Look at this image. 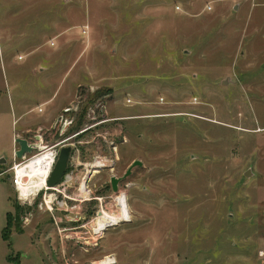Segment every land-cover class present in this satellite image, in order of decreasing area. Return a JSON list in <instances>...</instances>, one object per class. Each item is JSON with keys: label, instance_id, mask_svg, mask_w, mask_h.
Segmentation results:
<instances>
[{"label": "rangeland", "instance_id": "rangeland-1", "mask_svg": "<svg viewBox=\"0 0 264 264\" xmlns=\"http://www.w3.org/2000/svg\"><path fill=\"white\" fill-rule=\"evenodd\" d=\"M0 1V264H264V0ZM48 99L73 109L45 134L73 148L52 210L17 199L5 135Z\"/></svg>", "mask_w": 264, "mask_h": 264}, {"label": "built area", "instance_id": "built-area-1", "mask_svg": "<svg viewBox=\"0 0 264 264\" xmlns=\"http://www.w3.org/2000/svg\"><path fill=\"white\" fill-rule=\"evenodd\" d=\"M29 141L30 143L37 142L35 139L34 141ZM67 141H69V139L64 142L58 141L52 145H46L44 144L45 141L40 139V147L34 150L31 155H28L24 160H18L16 158L9 173H11V184L17 193V199L22 205L31 204L42 195L48 210L53 209V207H51L53 202H48L46 197L48 196V198L51 199L54 195L51 193H59V187L62 183L54 188H49L47 186V180L57 162L62 146L66 144ZM67 179H69V174L66 173L64 180L66 181ZM70 200L77 201L73 198ZM48 204L50 205L48 206ZM39 208H42V204H40ZM103 210L104 208L101 206L100 210L97 212L96 221L99 216H102ZM54 219L56 218L54 217ZM26 221H29L28 218ZM76 221L79 220H75V222ZM93 232L95 231L93 230ZM95 234L99 235L96 232ZM260 256L264 258V250L260 251Z\"/></svg>", "mask_w": 264, "mask_h": 264}, {"label": "crops", "instance_id": "crops-1", "mask_svg": "<svg viewBox=\"0 0 264 264\" xmlns=\"http://www.w3.org/2000/svg\"><path fill=\"white\" fill-rule=\"evenodd\" d=\"M43 2H44V0H42V4H41L42 6H43ZM37 9H38L37 7H33L31 9V11L32 10H37ZM26 10L27 9H25V11ZM27 12H29V11L24 12L21 15V18H19L18 20L21 19V21H23V23H24V14H26ZM6 14L7 13L5 11V8H3L2 1H0V20H1V27L4 30L9 29L11 27V25H12V24L11 25L9 24L11 22V19H8L7 17H5ZM36 17H39V15L36 16ZM6 19H8V20H6ZM37 20H38V18H37ZM22 24H20V25H22ZM2 41H5L7 43H10L11 42V37L10 36H6L4 33H1L0 32V43ZM0 56H1V54H0ZM75 94L73 92L72 97L75 96ZM51 99H48V100H45L42 103H39L35 110L38 113H40V114H45V112H46V106L51 102ZM71 99H70V101L68 103L62 105V108L55 110V112L49 113V111H47L46 113H48V114H46L44 116L45 118L42 119L43 121L41 122V124L37 122L38 124H37V126L35 128H33L31 126V122L26 121V117H27L29 111L28 112H26V111L23 112L18 117L15 116V120H14L13 125L16 126V127H18L19 124H21L20 129L18 131L16 130L14 134H12V132H10V130H9L8 133H5L6 137L8 138V140H10L11 144L13 142L12 158L15 159V152L18 150V146L15 143V140L17 138H23V139H28V140H33L34 141V139L37 136H40L41 139L43 141H45V139H46L45 138V134H47V132H49L51 129H55V128L58 127V128H62L61 130H63V129L66 130V128H65V126L67 125L66 124V121H68V118L66 117V113H68L67 111H69V109L71 107V105H70L71 104ZM40 109H41V111H40ZM11 114L13 115V105H12L11 101H10V106H8V107L6 105L0 103V125H1L2 122H4V119H6V116L7 115H11ZM63 117H64V120L62 121L61 118H63ZM1 159L2 158H0V160ZM30 234H31L30 235V238L32 240L31 241V244L37 245V246L43 248V250L47 253L46 255H49L50 252L46 248L47 246L44 245V242L43 241H39V239H36L37 236H35V233L30 232ZM47 238H49V237H47ZM8 243L11 245V247H13V243H12L11 240ZM74 248H76L77 250L76 249H73L72 250V254L71 255L73 257H75V255L77 254V252H81L82 253V251H85V250H83L81 248H78V247H74ZM62 249H63V247H62ZM9 257H12V255H10ZM9 257H8V259H9ZM73 257L71 259H73ZM47 258H49V257H47ZM56 262H58L57 258H56ZM56 262H54V264H56Z\"/></svg>", "mask_w": 264, "mask_h": 264}, {"label": "water", "instance_id": "water-1", "mask_svg": "<svg viewBox=\"0 0 264 264\" xmlns=\"http://www.w3.org/2000/svg\"><path fill=\"white\" fill-rule=\"evenodd\" d=\"M41 137L37 136L35 140L37 142L35 143H30L28 139H23V138H17L15 140L16 145L18 146V150L15 152V156L18 160H24L28 155H31L34 150L40 147L39 141ZM72 145L70 144L69 141L66 142V145L61 148L57 162L47 180V186L49 188H54L58 186L63 179L65 178V175L69 169V164H70V159L72 156ZM6 163L5 159L0 160V164ZM143 163L139 160L134 161V163L131 165V167L128 169L127 173L121 177V178H116L112 177L111 178V186L112 190L114 193H118V185L119 183L128 178L132 170L136 167H142ZM249 173L247 174L248 177Z\"/></svg>", "mask_w": 264, "mask_h": 264}, {"label": "bare ground", "instance_id": "bare-ground-1", "mask_svg": "<svg viewBox=\"0 0 264 264\" xmlns=\"http://www.w3.org/2000/svg\"><path fill=\"white\" fill-rule=\"evenodd\" d=\"M122 217H123V215L120 211L119 212L117 211L116 213H113V212L110 213V212H106V210L104 209L102 211V216H99V218L97 219L98 225L103 226V225L120 224L121 222H123ZM112 261H113L112 259L107 258V259H105V261H103L100 264H111Z\"/></svg>", "mask_w": 264, "mask_h": 264}, {"label": "trees", "instance_id": "trees-1", "mask_svg": "<svg viewBox=\"0 0 264 264\" xmlns=\"http://www.w3.org/2000/svg\"><path fill=\"white\" fill-rule=\"evenodd\" d=\"M68 172V171H67ZM12 227V222H11V214L8 213L7 214V225L4 228L3 232H2V237L5 241L10 242V238H11V229ZM9 247H11V245L9 244ZM9 262H11L12 264H20L19 261H14L12 257H9Z\"/></svg>", "mask_w": 264, "mask_h": 264}, {"label": "flooded vegetation", "instance_id": "flooded-vegetation-1", "mask_svg": "<svg viewBox=\"0 0 264 264\" xmlns=\"http://www.w3.org/2000/svg\"><path fill=\"white\" fill-rule=\"evenodd\" d=\"M72 111V108H70L69 109V111H67L68 113H66V116H68L69 115V112H71ZM61 120L63 121L64 120V117L63 118H61ZM66 144H64L62 147H64ZM111 189H112V186H111ZM113 191V190H112ZM91 201H99L98 199H97V197H95V198H93V199H91ZM86 219V218H85ZM76 222H78V221H76Z\"/></svg>", "mask_w": 264, "mask_h": 264}]
</instances>
